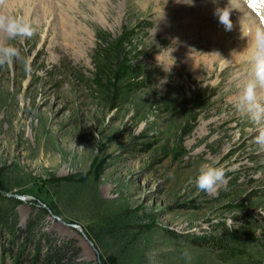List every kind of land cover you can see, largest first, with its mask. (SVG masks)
<instances>
[{"label": "rangeland", "instance_id": "obj_1", "mask_svg": "<svg viewBox=\"0 0 264 264\" xmlns=\"http://www.w3.org/2000/svg\"><path fill=\"white\" fill-rule=\"evenodd\" d=\"M85 5L0 8L36 28L30 39L0 32L22 55L0 67V264H43L54 251L65 264H264L259 126L224 109L243 90L229 91V77L250 79L249 54L228 61L201 46L195 57L165 34L185 18H159L177 4L146 11L131 2L123 27L121 9L92 22ZM105 25L112 32L97 33ZM214 54V73L189 82ZM189 87H207L194 108L180 100ZM205 164L226 169L215 195L195 184Z\"/></svg>", "mask_w": 264, "mask_h": 264}, {"label": "bare ground", "instance_id": "obj_2", "mask_svg": "<svg viewBox=\"0 0 264 264\" xmlns=\"http://www.w3.org/2000/svg\"><path fill=\"white\" fill-rule=\"evenodd\" d=\"M75 1L77 2L78 0H75ZM81 1H84V0H80V3H81ZM85 1H88V5L90 7L85 5L84 12L89 13L93 16L91 19L92 22H94L93 18H95L94 13H98L100 15L101 14L104 15L106 17V19L108 20V23H109L110 22L109 19H111L114 16V14H116L118 12L119 9H121L122 27H123V25H125V19H127V17L130 15V13L132 11L130 9V7L128 6V4L131 2L132 3H134V2L138 3L142 8L146 9V11L149 10L150 6H152L153 8L161 9L164 6L167 7V6L177 4V7H183V8H177L176 10L175 9H171L170 11L167 10L166 12H164V14L160 15L161 17L159 16V18H161V21L163 23L168 22V19L174 15H176L180 18H185L184 21L181 22L179 25L169 26L167 29H170V30H166L165 34L167 36H171V37L174 36L176 38L175 41H178L179 43H183V44L185 43L187 45L186 47H188L187 48L188 50H190L189 47H192L195 50V51H193L195 57H198V55L202 52L201 51L202 49L199 48L202 46L201 48L210 47L209 49L215 50L217 57L219 56V58H221V59L222 58H228V61L229 60L241 61V59H242L241 57L243 56V54L245 56H246V54H249V56L251 58V55H252V52L254 49V32H255V29H256V27L264 24V22H262V21H264V0H255V7H253L252 4L250 3L249 6L252 8H249L244 0H239V5H240L239 10H233L231 13V17H230L233 21V24H234V28L230 31L231 34H229V32L225 30V28L219 23L218 17L216 15H214V10L217 7H220V8L225 7L228 4V0H216V2H214V0H201V1L200 0H194V6H188V5L186 6L185 4H182V3H176V0H152V1L151 0H137V1H135V0H120V1L119 0H94V1H96V6L93 5L94 2L92 0H85ZM197 1H200L201 4H199ZM82 5H84V3ZM198 6H200L198 9L194 8V7H198ZM184 7L189 8L191 11V14H189L188 16L187 15H185V16L177 15L176 11L178 9L179 10L184 9ZM131 24H134V23H131ZM180 26H182V28H179ZM104 27H102L99 31H97V33L108 34V32H112L110 30V28L106 27V25ZM199 30H201L202 34H204L203 35L204 40H202V39H199L196 41H194L195 39L189 40V41L186 40L188 38H186L185 36H186V33L188 31H199ZM250 39H252V40H250ZM210 41H212V43ZM203 43H206V44L203 45ZM179 57H180V59H178L177 57H175V59H178L181 61L182 60L191 61L192 65H194V66L197 64L196 60L195 61L192 60L193 57H189L184 53H181L179 55ZM209 58H210L209 62L207 63L208 67L206 69L202 68L201 75L199 74V76H201V77L194 75V73L188 74L187 79L189 80V82L190 81H198L200 79L206 78V76H205L206 74L210 76L214 73V70L216 69V66H217V64H216L217 58H216L215 54H214V57L209 56ZM226 67H228V65ZM190 70L191 69H188L189 72H190ZM168 72H170V67H169ZM244 75H246L245 71H242L240 76L242 78H244L243 77ZM252 75H253V72H251V74L248 76V78L251 79ZM223 80L224 79L222 78L220 81L215 83L214 86L215 87L220 86L222 84ZM236 80H237L236 78L230 79V77H229L228 84L231 83L230 86L232 88V89L229 88L230 89L229 91L233 90L234 87H236V86L244 87V85L248 82V80L246 82L245 81H238L239 83L235 84L234 82ZM183 85H185V83ZM186 90L188 91L187 92L188 95L185 96L183 94V97L180 100L184 104L189 102L193 106L194 102H196V101H194L195 98L199 95H203V92L207 90V87H204V88L203 87H197V88H193V89H192V87L191 88L189 87V88H186ZM261 91L264 92V90H261ZM213 92H214V90H213ZM213 92H212V94H213ZM238 97H234L231 99L229 98L230 100L228 101V103L226 104L224 109L227 110L228 107L236 108V102L238 100ZM215 99L214 100L210 99L207 102V106H208V104L212 103L211 101L214 102ZM193 108H194V106H193ZM237 112H239V111H237ZM234 114H236V112ZM226 115H228V118L232 117V115H229L228 113H226ZM205 116H206V114H205ZM247 118L248 117H246L245 119H247ZM224 122H225V120H223L221 124H223ZM250 125L252 127L257 126L253 123H250ZM263 260H264V256H263Z\"/></svg>", "mask_w": 264, "mask_h": 264}, {"label": "clouds", "instance_id": "obj_3", "mask_svg": "<svg viewBox=\"0 0 264 264\" xmlns=\"http://www.w3.org/2000/svg\"><path fill=\"white\" fill-rule=\"evenodd\" d=\"M216 2V0H214ZM188 6H194V0H176ZM7 0H0V8L6 6ZM239 0H228V4L217 7L214 15L226 31H231L234 24L231 17L233 10H239ZM161 17V16H160ZM0 32L9 40L30 39L36 35L32 22L24 17H15L0 11ZM246 37V36H245ZM22 59L21 50L12 44L0 43V67L12 65ZM253 67L252 78L244 85L238 97L236 108L255 125L259 126L255 143L264 149V24L256 27L254 32V49L251 55ZM26 65L29 63L25 61ZM200 191L215 195L219 188L227 184L226 169L214 164H205L200 168L195 179Z\"/></svg>", "mask_w": 264, "mask_h": 264}, {"label": "trees", "instance_id": "obj_4", "mask_svg": "<svg viewBox=\"0 0 264 264\" xmlns=\"http://www.w3.org/2000/svg\"><path fill=\"white\" fill-rule=\"evenodd\" d=\"M63 262V257L58 251H54L52 254L48 255L44 259L43 264H65Z\"/></svg>", "mask_w": 264, "mask_h": 264}, {"label": "snow or ice", "instance_id": "obj_5", "mask_svg": "<svg viewBox=\"0 0 264 264\" xmlns=\"http://www.w3.org/2000/svg\"><path fill=\"white\" fill-rule=\"evenodd\" d=\"M249 2L252 4L253 7H255V0H249ZM264 22V21H262Z\"/></svg>", "mask_w": 264, "mask_h": 264}]
</instances>
